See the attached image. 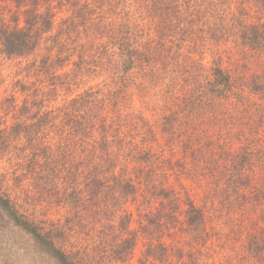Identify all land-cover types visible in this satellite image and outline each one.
Segmentation results:
<instances>
[{
	"label": "trees",
	"instance_id": "obj_1",
	"mask_svg": "<svg viewBox=\"0 0 264 264\" xmlns=\"http://www.w3.org/2000/svg\"><path fill=\"white\" fill-rule=\"evenodd\" d=\"M129 1L133 14L157 20L156 36L147 43L137 25L119 22L118 38L109 43L108 51L100 53L101 71L109 72L107 80L113 81V91L105 94L103 88L89 87L62 108L44 113L37 108L34 115L39 118L19 120L8 131L0 126V152H6L11 142L20 138L28 141L31 148L25 157L34 170L33 181L38 185L42 180L53 181L60 201L73 212L91 211L89 203L93 201L104 211L112 202L113 211L142 190L145 200L136 209L142 226L146 224L141 231L131 228L133 212L113 213L116 222L107 249L113 263H128L142 233L147 245L138 264H206L204 245L214 243L208 230L213 232L220 226L224 216H235L238 228L247 231L246 255L231 250L229 254L236 260L227 259L228 264H242V260L243 264H264V76L233 74L223 65L222 55L207 66L191 53L182 52L180 61L164 65L169 57L164 56L162 42L170 36L161 31L162 24L166 22L165 27L174 26L185 35L191 21L198 22L209 14L216 18L213 11L220 0H205L201 10L192 0ZM255 1L264 9V0ZM15 2L18 9L25 10L24 26L15 25L0 33L8 57L27 56L45 39L59 46L77 23H85L89 8L82 6L78 21L63 20L66 27L60 26L54 34L58 13L50 0ZM231 17L233 24L228 28L235 30L240 43L264 53V22L246 23L237 13ZM214 26L209 32H216ZM176 37L182 43L178 33ZM61 45L56 47L55 57L60 63L69 60ZM150 63L158 65L153 64V68ZM150 73L153 78H149ZM146 90H153L165 101L162 108L166 112L155 120L133 114L134 131L127 134L124 111L135 102V92L147 100ZM60 121V128L52 126L58 142L47 144L44 140L49 126ZM79 144L90 156L82 159L67 154V148ZM166 147L173 150L169 153ZM47 169L52 173L46 174ZM79 170L85 175L81 186L77 185ZM178 211L185 218V237L191 241L187 240V247L185 240L176 237ZM51 222L23 213L0 182V256H4L0 264H10L5 259L12 253L20 256L12 240L15 235L26 238L25 255L32 253L36 261L84 264L89 255L69 247L70 230L65 224ZM217 260L221 263L211 264H225L223 256Z\"/></svg>",
	"mask_w": 264,
	"mask_h": 264
},
{
	"label": "rangeland",
	"instance_id": "obj_2",
	"mask_svg": "<svg viewBox=\"0 0 264 264\" xmlns=\"http://www.w3.org/2000/svg\"><path fill=\"white\" fill-rule=\"evenodd\" d=\"M193 1L199 5L200 10L203 9V4L207 3L205 0ZM219 2L213 11L216 18H210L209 14L207 18L204 17L198 22L191 21L185 35L182 32H177L174 26L165 27L166 22L162 24L161 31L165 30L168 36L172 37H168L165 44L162 42L164 56L169 57L164 65L171 66L176 60L180 61L182 52L184 54L191 53L193 58L202 60L207 66L214 58L222 55L223 65L233 74L240 77L252 74L264 76V53L243 46L235 36V30L228 28L233 24L231 13H237L238 17L246 23L264 22L262 5L256 3L255 0H220ZM50 3L58 13V21L52 33H58L59 27L62 25L64 28L66 27L65 23H62L63 20L77 19L74 21H78L82 6L89 7L88 14L83 20L85 25L82 22L77 23L70 35H62L64 55H69V60H64L62 63L55 60L58 55L56 47L60 48L62 43L57 46L53 40L45 39L40 41L37 48L27 56L8 57L4 54L0 42V126L6 131L17 124L19 120L33 119L31 117L39 118L40 116L34 115L37 113V108L42 111L41 113L62 108L68 101L89 87L103 88L105 94L107 91L112 92L113 81L107 80L109 72L101 71L100 53L108 51L109 43L118 38L119 27L117 25L119 22L130 26L137 25L138 31L136 28L134 30L141 33L140 37L146 39L147 43L156 36L154 29L157 20L148 19L144 14L143 18L138 13L133 14L132 3L129 0H50ZM24 11L23 8H17L15 0H0V33L5 28H14L15 25H18L19 28L23 27ZM224 17L228 18L224 19ZM213 26L216 32H209ZM177 33L183 39L182 43L177 42ZM169 41L173 45L169 44ZM171 47L175 49L172 50ZM174 55L176 58H173ZM104 64L106 63L104 62ZM153 64L158 65V63ZM149 65L153 67L151 63ZM85 69L88 71V76L85 74ZM149 78H153V73H150ZM106 81L108 85H105ZM146 92L149 95L147 100L139 97L137 92H131L137 95L134 97L135 102L127 106L124 111V120L127 121L128 129L125 124L123 129L127 131V134L134 131L133 114L142 115L147 120H155L158 114L166 112L162 108L165 101L153 90H146ZM129 94L128 91L127 95ZM259 115L263 116V113H259ZM61 122L59 124L54 122L49 126L51 129H48V136L45 135L44 140L47 144L53 143L54 146L58 142V138L55 136L57 131L52 126L57 125L60 128ZM42 144L44 145L45 142ZM30 148L28 141L20 138L11 142L6 152H0V182L4 192L16 202L23 213H27L30 217L49 219L50 222L65 224L70 230L67 240L69 247L74 252L89 255L84 264H116L111 261L107 251L108 241H111V236L114 234V222H116L113 213L133 212L134 222L131 224V228L141 231L146 224L144 223L142 226L143 220H140L136 209L145 200V193H142L141 190L134 199L123 201L113 211L110 207L114 203L109 202L106 206L108 209L104 211L100 210L99 203L96 201L89 203L91 211H87L89 208L84 212L70 211L56 194L57 185L54 186L53 178L50 179L52 182L42 180L41 185L33 181L34 170L28 167V159L25 157ZM166 149L169 153L173 150L172 147H166ZM70 153L76 154L82 159L85 156H90L86 154L87 149L80 144L79 147L73 145L67 148V154L71 157ZM177 153L179 155V152ZM172 155L169 157L172 158ZM172 161L175 159L173 158ZM91 162L92 159L88 161L89 164ZM78 165L79 163H77ZM80 171L76 174L78 186L83 185V178H85L84 174L83 176L79 174ZM51 173L47 169L46 174ZM57 180L59 181V178ZM60 186L61 190L65 189L64 185L58 184L59 188ZM146 196L150 197L149 194ZM121 208L123 210H120ZM184 222L185 218L179 215L178 211L176 237L179 240H185L184 245L187 247V240L190 241V238L189 236L185 237V230L182 226ZM238 224L235 216L227 218L224 216L220 226H215L213 232L208 230L211 235L209 239H212L214 243L212 245L210 242L207 243L210 247L204 245L203 260L206 264L219 261L217 259L220 255L223 256L225 264H228L227 259L235 261L236 256L229 254L231 250H236L241 256L246 255L244 242L247 231L245 230L243 233L238 228ZM12 240L15 241H13L15 250L19 252L20 249V256L12 253L10 258L5 259L10 260V264H49V262L41 263V260L36 261L31 256L32 253L25 255L26 245H28L26 238L15 235ZM146 245V238L141 233L134 256L126 264H138L146 250ZM21 247L25 248L21 250ZM3 257V255L0 256V259L3 260ZM219 262L221 263V261ZM241 263L243 264V260Z\"/></svg>",
	"mask_w": 264,
	"mask_h": 264
}]
</instances>
